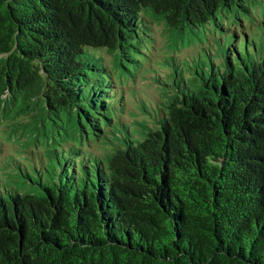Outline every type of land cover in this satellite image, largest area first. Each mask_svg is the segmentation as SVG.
I'll list each match as a JSON object with an SVG mask.
<instances>
[{"label":"trees","instance_id":"obj_1","mask_svg":"<svg viewBox=\"0 0 264 264\" xmlns=\"http://www.w3.org/2000/svg\"><path fill=\"white\" fill-rule=\"evenodd\" d=\"M257 4L0 0V115L25 117L45 159L0 174V264H264V25L190 79L167 55L168 99L138 134L95 52L123 73L154 23L184 37Z\"/></svg>","mask_w":264,"mask_h":264},{"label":"rangeland","instance_id":"obj_2","mask_svg":"<svg viewBox=\"0 0 264 264\" xmlns=\"http://www.w3.org/2000/svg\"><path fill=\"white\" fill-rule=\"evenodd\" d=\"M259 3L263 4L261 1ZM253 11L256 19H250L248 15L243 14L242 26L238 21L236 25L235 10H232L221 14L225 23L224 29L211 23L200 26V29H196L197 33L187 32L184 37H169L170 30L164 23H154L150 34L148 32L145 35L143 50L145 55H142L136 64L124 59L123 62L129 70L124 69L123 73H120L122 63L120 54L108 52L105 48L96 49L95 52L104 58L105 66L113 76L115 89L122 95L119 103L115 105V110L120 111V120L128 124V130H135L138 134L144 129L140 123L142 121L153 126L163 106L161 101L163 98L168 99L166 89L173 82L169 75H165L169 72L167 55L171 54L181 59L184 72L190 79L194 76V59L198 61L203 59L207 66L212 58L219 62L227 51L233 32L244 30L250 40L251 33L257 32L260 24L264 25V18L259 19L262 15L259 4L253 7ZM164 80L167 84L163 82ZM25 119L13 115L7 117L0 115L1 175L18 161H27L39 166L45 160L40 147L34 144L25 145L26 135L22 134L20 127V122L26 121ZM89 145L92 150L101 151L97 142Z\"/></svg>","mask_w":264,"mask_h":264}]
</instances>
